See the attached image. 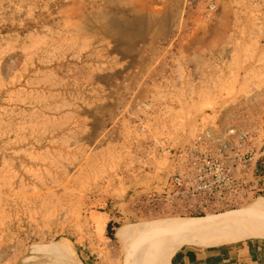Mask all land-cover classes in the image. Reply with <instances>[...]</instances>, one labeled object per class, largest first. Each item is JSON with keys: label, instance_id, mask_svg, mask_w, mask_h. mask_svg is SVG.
Masks as SVG:
<instances>
[{"label": "rangeland", "instance_id": "rangeland-1", "mask_svg": "<svg viewBox=\"0 0 264 264\" xmlns=\"http://www.w3.org/2000/svg\"><path fill=\"white\" fill-rule=\"evenodd\" d=\"M184 1L182 19L159 27L138 13L144 0H0V264H143L156 251L158 263L183 246L148 225L204 218L148 217L138 201L153 175L138 173L127 151L142 137L125 115L130 100L146 98L158 28L165 42L199 35L204 49L222 51L231 38L225 76L212 80L206 58H190L187 84L165 96L174 101L171 137L182 142L178 134L191 136L197 120L264 137V90L246 88L264 80L254 73L264 68V0ZM137 229L146 231L130 233ZM193 243L213 247L208 238Z\"/></svg>", "mask_w": 264, "mask_h": 264}, {"label": "built area", "instance_id": "built-area-1", "mask_svg": "<svg viewBox=\"0 0 264 264\" xmlns=\"http://www.w3.org/2000/svg\"><path fill=\"white\" fill-rule=\"evenodd\" d=\"M213 10V4L206 8ZM181 41L175 35L158 48L154 71L145 81L151 94L143 101L130 100L126 109L129 131L142 137L132 140L127 151L134 156L138 173L153 175L146 177L152 179L153 188L138 197L145 205L143 215L148 217L215 215L240 207L261 193L256 174L264 154L261 135L197 120L191 136L178 134L186 137L182 142L171 137L166 113L174 101L165 96L182 88L171 63Z\"/></svg>", "mask_w": 264, "mask_h": 264}, {"label": "crops", "instance_id": "crops-1", "mask_svg": "<svg viewBox=\"0 0 264 264\" xmlns=\"http://www.w3.org/2000/svg\"><path fill=\"white\" fill-rule=\"evenodd\" d=\"M184 3V0H164L163 2L144 0L142 5H140L139 7L138 13L147 10L149 12L148 20L150 21V25H157L159 27L171 26L175 25L177 22H179L180 19H182L180 11L183 9ZM175 11L179 12L175 13ZM145 15L146 13L144 14V16ZM150 35L151 36L148 46V51L150 54L148 69L149 74L154 71V65L159 58L157 57L159 47L157 45V42H165L167 33L162 34L161 29L158 28L156 31L154 30L153 34ZM211 37L212 40H209L210 42L213 41L214 36ZM201 41L202 39L199 35H193L185 40H182L178 44V56L171 60V63L175 64L176 73L179 76L177 85L184 86L188 82V71L185 64L190 61V58H206V66H208L213 75L212 80H214V78L219 75L218 70L222 72L223 76L227 74L228 64L230 62V57L232 54V51L229 48L231 38L229 36L224 38L222 51L220 50V48H213V45H211V43H208V48L210 49H204L202 44H200ZM156 47L157 50L155 55ZM262 51L263 48L261 47L260 55H262ZM258 52L259 51H257L255 56H260ZM220 58H222L221 61H219ZM200 61L202 60L200 59ZM254 73L255 75H257V77L264 76V68L257 67ZM197 75L198 73L196 74V77H199V75ZM190 83H198L197 78L193 79V81L191 80ZM141 86H143L142 89L145 91V99H147L151 94L150 90L148 87H146L145 83L141 84ZM246 88H257L263 91L264 80H261L260 82L256 81L255 87L247 86ZM256 174L261 182V194L264 196V154L257 163ZM143 180V183L145 185L153 188V186L149 183L152 181V179H148L145 177L143 178ZM100 215L102 214L100 213ZM263 257L264 245H258L257 243L252 244L248 241L239 243L237 242L218 247L204 246V248H200L193 243V246H183L175 251L169 260V264H262V260L264 259Z\"/></svg>", "mask_w": 264, "mask_h": 264}, {"label": "bare ground", "instance_id": "bare-ground-1", "mask_svg": "<svg viewBox=\"0 0 264 264\" xmlns=\"http://www.w3.org/2000/svg\"><path fill=\"white\" fill-rule=\"evenodd\" d=\"M260 201L264 200H255L247 208L206 215L203 219L199 218L197 221L165 220L164 222L148 225L147 228L149 231H168V234L170 232L172 235L170 237L176 239L175 242L170 240V243H175V246H189L193 240L202 238H208L213 247L233 244L247 239L264 240V202ZM141 231L145 232L146 230H130V233ZM127 232L128 229L123 227L119 229L117 235L120 237L126 235ZM183 237L187 238L184 242ZM180 239L181 242H179ZM169 260L170 258L168 259L166 253L162 260L157 263L156 251L145 259L143 264H169Z\"/></svg>", "mask_w": 264, "mask_h": 264}, {"label": "trees", "instance_id": "trees-1", "mask_svg": "<svg viewBox=\"0 0 264 264\" xmlns=\"http://www.w3.org/2000/svg\"><path fill=\"white\" fill-rule=\"evenodd\" d=\"M110 227H111V223L108 222L107 225H106V231L108 232V237L111 239L112 238V233L110 231Z\"/></svg>", "mask_w": 264, "mask_h": 264}, {"label": "water", "instance_id": "water-1", "mask_svg": "<svg viewBox=\"0 0 264 264\" xmlns=\"http://www.w3.org/2000/svg\"><path fill=\"white\" fill-rule=\"evenodd\" d=\"M188 219V218H187ZM180 220H183V219H180Z\"/></svg>", "mask_w": 264, "mask_h": 264}]
</instances>
